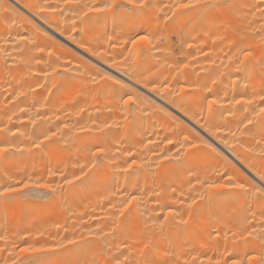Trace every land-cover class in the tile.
Instances as JSON below:
<instances>
[{
	"label": "bare ground",
	"instance_id": "bare-ground-1",
	"mask_svg": "<svg viewBox=\"0 0 264 264\" xmlns=\"http://www.w3.org/2000/svg\"><path fill=\"white\" fill-rule=\"evenodd\" d=\"M111 2L0 0V264L264 258V0Z\"/></svg>",
	"mask_w": 264,
	"mask_h": 264
},
{
	"label": "snow or ice",
	"instance_id": "snow-or-ice-1",
	"mask_svg": "<svg viewBox=\"0 0 264 264\" xmlns=\"http://www.w3.org/2000/svg\"><path fill=\"white\" fill-rule=\"evenodd\" d=\"M199 4H204L205 6L215 9V8H220V7H226L229 6L227 3V0H224V3H215L212 2L211 4L208 3V0H195L194 3H180L177 5L178 8L181 9H188V8H192L195 7ZM117 7H127L128 11L133 12L135 10H144L148 7H150V5L147 3V0H125L124 5H117L115 0H112L111 3H107L105 4L103 7H93L90 8L89 10L92 12H102V11H107L109 9H114ZM234 7V6H233ZM139 40L143 41L145 40L144 36H140L138 38ZM133 44H136L137 41H133ZM244 58H245V67H254L256 65L262 66L264 67V55H262L257 61H255V64L252 63V57L253 54L251 51L245 50L244 51ZM240 69H238L239 71ZM108 79H111L110 77ZM114 83H118V81H113ZM262 100H264V97H261ZM132 98L129 97L128 100L126 101V103H132ZM210 103H212L210 101ZM261 111H264V108L261 109ZM49 139L47 136L45 137V140ZM37 147L39 145H36ZM192 147H196V145H192ZM3 151H7V149L5 148H0V152ZM97 151H101L100 149H98ZM262 157H264V153H262ZM165 159H167V157H165ZM133 163H135V161L133 160ZM261 178L264 179V173H262ZM77 179H79L77 177ZM228 181L229 183L227 185H209L210 188H219V187H232V188H238L243 192H247L248 189L245 187V184L243 182L241 183H232V177H228ZM71 183V182H69ZM38 187H47L46 185H37ZM25 188L29 187V184H25L24 185ZM22 189H17L15 187H8L6 189H4L3 191H0V196H7L8 194L17 192V191H21ZM50 191H52V189H50ZM259 195L260 197H264V186H259L256 187V192L254 193V195ZM137 197L135 195H132L130 199L127 200V203H123L122 204V208H121V214H123L125 211H127V213L130 215L131 214V208L130 205H132L133 201L136 200ZM262 232H264V229H261ZM255 232V229H253L252 232L248 233V236L251 237L253 236V233ZM245 242L247 243V237H245ZM69 243H73L72 241H69ZM147 247V246H146ZM262 247H264V244H262ZM22 252H29V251H54L53 249H22ZM127 257H125V261H127ZM253 261H255V264H264V258L262 259H257L255 256L253 255H249L247 256V264H253ZM21 264H25V261H21ZM27 264H36V262L33 261H28ZM139 264H154L153 261L151 260H147L144 259L142 261L139 262ZM232 264H244L243 261H237V260H233Z\"/></svg>",
	"mask_w": 264,
	"mask_h": 264
}]
</instances>
